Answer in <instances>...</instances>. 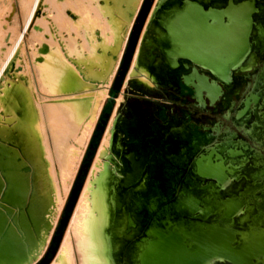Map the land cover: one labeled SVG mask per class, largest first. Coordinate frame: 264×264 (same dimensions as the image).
Returning <instances> with one entry per match:
<instances>
[{
    "label": "water",
    "instance_id": "water-1",
    "mask_svg": "<svg viewBox=\"0 0 264 264\" xmlns=\"http://www.w3.org/2000/svg\"><path fill=\"white\" fill-rule=\"evenodd\" d=\"M153 0H144L119 62L64 210L49 246L39 257L44 238L30 214V192L20 186L29 166L9 161L0 149V264H51L107 128L116 99L122 93L137 43ZM264 0H226L206 11L196 0L160 14L148 40L149 64L162 59L168 74L188 62L192 74L176 75L184 85L179 95L197 97L217 82L228 83L232 71L248 56L253 38L264 36L257 16ZM252 40V41H251ZM159 51L158 54L156 51ZM238 107L224 120L234 131L219 136H189L181 126L160 145L172 152L146 148L140 161L121 176V188L138 186L149 171L146 191L125 207L127 230L114 261L126 264H264V64ZM196 67L213 79L200 76ZM197 81V84L194 83ZM209 82V83H208ZM174 90L173 87H170ZM164 112V109L161 113ZM232 115V116H231ZM250 119H254L250 124ZM249 125V126H248ZM145 151V152H144ZM157 160L155 167L147 165ZM130 159V157H129ZM131 181V182H130ZM136 231L137 236L132 237ZM46 248V247H45ZM117 263V262H116Z\"/></svg>",
    "mask_w": 264,
    "mask_h": 264
},
{
    "label": "rangeland",
    "instance_id": "rangeland-1",
    "mask_svg": "<svg viewBox=\"0 0 264 264\" xmlns=\"http://www.w3.org/2000/svg\"><path fill=\"white\" fill-rule=\"evenodd\" d=\"M143 3L139 0L136 13L128 17L124 15L127 3L119 0H0V145L12 148L18 163L30 168L26 173L29 212L44 238L39 257L46 252L69 198ZM129 86L127 95L145 91L142 86ZM72 102L90 105L89 111L79 114L78 122L68 113ZM113 206L115 212L124 210L115 194ZM123 234L114 236L116 251ZM74 256L78 261V255Z\"/></svg>",
    "mask_w": 264,
    "mask_h": 264
},
{
    "label": "bare ground",
    "instance_id": "bare-ground-1",
    "mask_svg": "<svg viewBox=\"0 0 264 264\" xmlns=\"http://www.w3.org/2000/svg\"><path fill=\"white\" fill-rule=\"evenodd\" d=\"M119 1L122 3H127L126 4L127 9L125 10L124 13L125 16H128L130 12L136 13L137 10L135 8L138 7L139 0H119ZM178 1L180 0H156L154 7H152L153 9H151L152 11L150 10L151 14L150 13L148 14L150 15L148 16L149 18L147 17L146 19L147 23L145 22L144 25L145 28L143 27L144 31L142 29L143 34L141 32L142 36L139 37V41L133 56V63H132L133 65L130 66V69L127 73L128 75L126 82L132 77H137L140 83L145 84L147 88L150 89H156L157 87L165 86V77L160 69L162 65V59L160 56H157L156 60L154 61V59H152L153 60L152 64L149 65L148 51L144 47V43L147 37L150 38L152 34V26L155 20L159 17L161 11L170 4ZM197 1L203 2V4L206 6L213 0H197ZM252 34H254V32H252ZM256 64H257V57L253 52H250V54H248V57L245 59L244 63L236 70L247 71L253 68ZM121 98L117 99V106L121 102L122 100ZM88 103L89 102L83 105L82 104L79 105L78 103H74V102L70 103L68 107V113L74 115L72 117L74 121L78 122V119H80L79 114H83L89 111L90 105ZM170 125L177 126V123L174 120L173 121L170 120L169 123L165 124V126H170ZM119 126H120V119L117 116V108H116V111L114 112V116L110 122V126L107 129V131L105 130L106 134L104 132L105 135L103 136H106V138L102 137V139L103 138L104 139L103 140L101 139L102 142H100V145L98 147L97 150L98 153H96L97 156L95 155L96 157V159L94 158L95 162L90 171L85 187L82 191L83 193H81L80 201H78L79 203L76 209L75 218H73L71 221L70 228L68 230L63 246H61L62 248L60 247L61 250L57 255L55 261H53V264H76V262L77 264L78 262L80 264H117L116 261H114L111 256V252L112 251L115 252L117 249V246L114 242V236L118 233H122V234L124 233V230L126 229L128 214L123 209L119 213L118 211L115 212L113 201H114V194H116L117 186H122L123 183L121 180V176H124L123 166L126 163L125 154H127L131 150L128 147L126 148L120 147ZM0 149L5 150L7 152L10 162L20 165V163H18L19 159L17 157V154L12 150V148H9L8 145L4 146L1 144ZM174 149L175 147L173 146L168 147L169 152L174 151ZM60 151L64 153V150L62 148H60ZM129 157L132 163L135 164H137V162L135 161L140 159V156L138 154L131 153ZM133 158L135 159V161ZM155 166H156L155 160L151 161L147 165L148 168ZM148 175H149V171H147L144 174L143 180L140 182V184L137 187L130 190L145 191L147 186L146 180L148 178ZM28 180H29L28 175H26V173L20 179V186L24 188L26 191L27 188L30 187V185H28L29 183ZM130 190L126 191L125 193L128 194ZM43 197H45V194ZM126 200H127L126 202H128L129 198L127 197ZM31 204L34 205V202H31ZM138 234L139 231H136L134 235L131 236L134 237L137 236ZM75 254L78 255L77 256L78 261H75L76 260L74 256ZM118 264H123V262L120 261ZM124 264L126 263L124 262Z\"/></svg>",
    "mask_w": 264,
    "mask_h": 264
},
{
    "label": "flooded vegetation",
    "instance_id": "flooded-vegetation-1",
    "mask_svg": "<svg viewBox=\"0 0 264 264\" xmlns=\"http://www.w3.org/2000/svg\"><path fill=\"white\" fill-rule=\"evenodd\" d=\"M197 2L200 5H202L205 11L209 7H213L215 5H220V6L226 5V0H213L209 3L210 5L208 4L206 6L203 4V2L200 1ZM180 7H181V0L167 6L166 7L167 9L166 8L163 9L160 14H163L164 12L173 9H179ZM257 18L259 21H261L262 26L264 27V9L257 16ZM153 26H157L156 22H154ZM252 37L255 38L258 42L257 45L254 43L252 44L250 51L253 52L257 57V64L254 66L255 68L253 67L247 71H237L236 69H238L244 63L245 61L244 60L238 67H236L234 71H232V73L234 74L231 73L228 83L217 82L216 86L219 87L220 91H218L217 87L212 86L208 88V92L203 91L202 95L200 97H197L196 93L193 91L194 89L190 87L189 88L190 93L185 92L186 95H179L178 92L180 90L179 86H183L184 83L181 78L176 79V75L192 74L191 68L193 67V65L188 62H185L186 65L180 63L181 65H179V68L177 70L173 72H169L168 74H164L165 77L164 87H157L156 89H150L147 88V86L144 85L143 83L139 84L138 86L145 87V91L142 92L141 89L135 90L136 94L139 95L138 99H136V97L135 99L131 98L130 95H127L126 93L127 92L126 87H130L129 86L130 84L131 85L133 84L134 86L136 82L135 81L131 82L129 80L126 82L125 84L126 87L123 88V92H122L123 98L127 102L126 105L130 106L129 109L132 111H129L128 114L129 118L127 117L128 122L130 121L129 122L130 127L127 128L125 136L120 135L122 134V124L120 121L119 144L120 147L122 148L128 147L132 151L130 150L127 154H125L126 163L123 166L124 172L127 169H129V167L131 166V161L129 159V155L131 153L139 155L142 152V150L146 148L155 150V152L169 151L168 147L167 148L161 147L160 144L162 141L160 142L158 140L159 136L158 133L155 135L154 133L155 131L157 132L162 131L163 136H165L163 138V141L166 139L167 140L170 139L171 132L174 133L173 131L176 130L177 128H180L181 126L186 127V131L188 132V135L193 137L208 135V134L216 135L215 130H219V136L222 135L223 133H226L227 130L234 131L238 135H241V132L236 131L230 121L227 122L224 120V116H227L228 110L231 109L234 110L236 107H238L241 99L250 91L252 85L254 84L255 79L260 78V76L263 74L262 71L263 67L261 64H264V36H256V33H254ZM147 39L150 40L149 37L145 39L144 47L148 51ZM156 52L158 54L160 53L158 50ZM161 68L164 67L161 65L160 69ZM196 69L200 76L208 77L209 82H211L213 77L211 76V74H209L208 70L199 67H196ZM194 83L197 84V81H194ZM170 87H173L174 90H171ZM262 88H264V84L262 85ZM163 109H164L163 112L164 116L163 113H161ZM162 119H165L164 120L165 122L163 124H160V120ZM170 120L176 121L177 126H173V125L165 126V124L169 123ZM252 121H254V119H250L248 124H250ZM151 158L152 160H155L157 164V160L153 159L152 156ZM121 180L123 182L122 178ZM135 187L137 186L128 187V188H121V186H117L115 195L119 201L121 209L124 208L125 210V206L127 205V203L129 204L132 200H136L135 197L136 193L134 194L132 192H140V193L143 192L142 190H137V191L130 190ZM128 190L130 191L128 192V194H126L125 192ZM127 197L129 198L128 202H126ZM124 235L125 232L123 234V237L126 238ZM116 262L118 264L120 262V259L119 261Z\"/></svg>",
    "mask_w": 264,
    "mask_h": 264
},
{
    "label": "crops",
    "instance_id": "crops-1",
    "mask_svg": "<svg viewBox=\"0 0 264 264\" xmlns=\"http://www.w3.org/2000/svg\"><path fill=\"white\" fill-rule=\"evenodd\" d=\"M129 81H131V82H136V84L134 85V87L135 88H137V87H139L138 85L139 84H142V83H140L139 82V80H138V78L137 77H132V78H130L129 79ZM145 85V84H144ZM82 94V93H81ZM130 95V97L131 98H134L135 99V97H136V99H138V97H139V95L138 94H136V91H133L132 92V94H129ZM137 102V101H136ZM127 104V102L125 101V99L122 97V100H121V102L118 104V107H116L117 108V116L119 117V119H120V121H121V124H122V134H120V135H124L125 136V134H126V130H127V128L128 127H130L129 126V122H128V119H127V117H128V113H129V111H131L129 108H130V106H127L126 105ZM125 112V113H124ZM119 114V115H118ZM123 114V115H122ZM122 115V116H121ZM127 116V117H126ZM163 116H164V114H163ZM163 116H162V118H163ZM165 118H166V116H165ZM126 119V120H125ZM165 119H162V120H160V124H163L165 121H164ZM155 133V135L158 133V136H159V141L161 142H163V138L165 137V136H163V133H162V131H155L154 132ZM155 135H154V137H155ZM161 142V143H162ZM145 143V142H144ZM134 159V158H133ZM140 159H138L137 161H135V159H134V161L135 162H138Z\"/></svg>",
    "mask_w": 264,
    "mask_h": 264
}]
</instances>
